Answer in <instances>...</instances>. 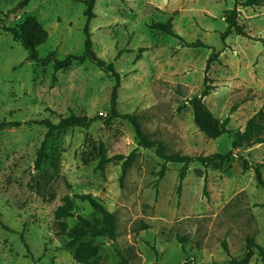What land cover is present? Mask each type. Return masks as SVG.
<instances>
[{"label":"rangeland","instance_id":"1","mask_svg":"<svg viewBox=\"0 0 264 264\" xmlns=\"http://www.w3.org/2000/svg\"><path fill=\"white\" fill-rule=\"evenodd\" d=\"M85 1L0 0V21L15 28L36 17L49 33L38 48L42 59L51 52L58 60L82 56ZM245 1L95 0L93 49L121 76L117 111L137 114L146 136L165 143L168 155L196 158L232 150L228 134L208 139L195 124L190 100L206 89L205 104L221 123L229 118L228 130L244 131L264 110V0L259 7L236 5ZM235 7L249 37L231 32L224 42L227 13ZM170 20L186 42L201 40L207 47L188 48L152 29ZM212 55L216 61L208 66ZM27 56L0 29V123L20 124L0 133V264H81L55 219L56 209L70 199L69 227L82 216L103 228L101 213L81 195L95 197L117 224L114 239H94L99 251L89 264H229L244 257L250 239L264 249V188L255 172L264 166V143L235 150L225 163L189 164L179 192L183 164L138 147L129 121L106 123L112 75L88 60L54 73L52 63L43 67ZM72 115L101 119L47 139L48 129L32 124H58ZM133 152L122 181L124 161L109 160ZM241 158L250 169H243ZM261 172L264 179V167ZM254 250L249 264H264Z\"/></svg>","mask_w":264,"mask_h":264},{"label":"trees","instance_id":"2","mask_svg":"<svg viewBox=\"0 0 264 264\" xmlns=\"http://www.w3.org/2000/svg\"><path fill=\"white\" fill-rule=\"evenodd\" d=\"M87 10L85 16L87 17L88 23L85 27V51L82 56L69 55L64 60H58L56 58L55 52H51L46 58L42 59L39 56L38 48L44 45L49 38L48 31L41 25V23L34 16H27L21 25L15 28H9L3 25L0 21V29L6 33L12 34L15 41L22 44L25 50L28 52L27 61H35L47 67L52 63L54 73L61 70L68 69L73 66L74 63H84L85 61H90L96 67H98L103 72L110 74L116 80L115 87L112 92L111 99V112L106 123H112L118 119H125L130 122L133 126L136 138L138 142V147L145 149H155L156 155L167 163L183 164V168L179 176L178 191H181L182 183L187 176L188 166L194 162H200L204 167H209L213 163H225L231 159L235 158L234 151L243 148L247 145L263 144L264 143V110H260L255 116H253L247 123L244 131H232L227 129L229 124V118H227L222 123L214 116L207 105L204 102V98L209 95L210 89H206L202 95L195 96L190 100V105L193 107L194 111V121L201 133H203L206 138L216 140L224 134H228L233 138L232 150L226 154H213L207 157H189L180 156L176 154L168 155L166 153V145L163 142L155 141L149 139L143 131L139 116L137 114H127L121 115L117 111L118 104V93L121 88V76L115 70L113 63H107L101 59L93 49V41L90 33L89 23L95 18L94 14V4L95 0L85 1ZM237 6L242 7H259L262 6V0H246L243 3H237ZM227 31L222 34V39L225 40L229 37L231 32H234L238 36L248 38L249 35L244 30V27L239 24V12L237 7L232 11L227 13ZM152 29L160 31L168 36L179 39L188 48H206V44L201 40H197L193 43L186 42L181 36H179L173 27V22L170 20L167 23H156L152 25ZM216 61V56L212 55L208 60V66ZM54 79H56L54 77ZM99 117H81L72 115L68 118L60 119L58 124H53L50 120H39L32 124H37L40 126H45L48 129L46 139L54 132L67 128H88L97 120ZM18 123H0V133L6 129L18 127ZM46 142V140H45ZM44 142V145H45ZM135 152L130 156H116L115 158L109 160H119L124 161L123 164V176L122 181L125 179L128 166L133 159ZM243 163V169L248 170L250 166L247 160L241 158ZM106 162H101V167ZM264 166L258 165L255 168L257 175V181L261 187L264 188V179L262 176L261 169ZM166 171V165H162V169L159 172V176L163 177ZM79 199L82 201H87L93 208H95L99 213H101L104 227L99 228L93 226V224L82 216H78V224L74 227H69L68 223L65 222L66 219L72 218L73 213V202L70 199H66L65 203L59 206L55 211V219L59 226V234L66 236L69 239L68 246L74 250V257L78 263L89 264L98 254V246L95 245L94 239L108 235L111 239H114L116 232V218L114 214L109 212L95 197L92 195H81ZM225 248L227 249L226 245ZM259 251L260 257L264 259V249L257 246L253 240L248 241L247 252L241 260L232 259L229 264H249L252 257L255 255V250ZM123 264H127V261L123 259Z\"/></svg>","mask_w":264,"mask_h":264},{"label":"water","instance_id":"3","mask_svg":"<svg viewBox=\"0 0 264 264\" xmlns=\"http://www.w3.org/2000/svg\"><path fill=\"white\" fill-rule=\"evenodd\" d=\"M24 5H25V3L21 4L19 8H20V9H21V8H23V7H24Z\"/></svg>","mask_w":264,"mask_h":264}]
</instances>
